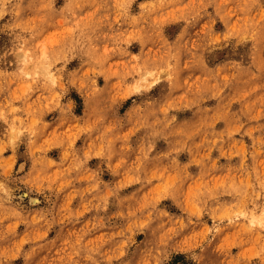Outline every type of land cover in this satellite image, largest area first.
Returning <instances> with one entry per match:
<instances>
[{"label":"rangeland","instance_id":"obj_1","mask_svg":"<svg viewBox=\"0 0 264 264\" xmlns=\"http://www.w3.org/2000/svg\"><path fill=\"white\" fill-rule=\"evenodd\" d=\"M0 264H264V0H0Z\"/></svg>","mask_w":264,"mask_h":264}]
</instances>
